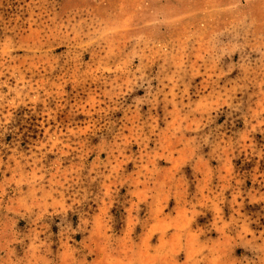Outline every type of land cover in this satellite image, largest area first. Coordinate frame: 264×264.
<instances>
[{
	"label": "rangeland",
	"instance_id": "obj_1",
	"mask_svg": "<svg viewBox=\"0 0 264 264\" xmlns=\"http://www.w3.org/2000/svg\"><path fill=\"white\" fill-rule=\"evenodd\" d=\"M0 264H264V0H0Z\"/></svg>",
	"mask_w": 264,
	"mask_h": 264
}]
</instances>
